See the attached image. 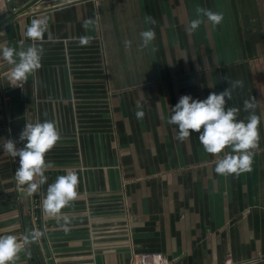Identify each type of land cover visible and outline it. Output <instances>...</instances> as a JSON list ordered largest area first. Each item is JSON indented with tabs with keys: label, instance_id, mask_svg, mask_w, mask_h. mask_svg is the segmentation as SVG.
Here are the masks:
<instances>
[{
	"label": "crops",
	"instance_id": "0c3cea01",
	"mask_svg": "<svg viewBox=\"0 0 264 264\" xmlns=\"http://www.w3.org/2000/svg\"><path fill=\"white\" fill-rule=\"evenodd\" d=\"M26 1L0 0V20ZM196 6L222 12V23L203 18L193 32ZM33 19L49 25L41 68L13 86L0 56V235L22 242L27 228L41 231L43 264H132L139 252L178 264H264V0H68L12 21L19 51L33 43L25 36ZM89 19L96 23L85 29ZM152 27L153 45L140 47ZM7 45L3 27L0 49ZM225 78L244 81L226 104L240 109L237 119L247 120L251 97L260 117L252 170L239 176L217 175L224 153H206L198 133L176 140L178 126L167 122L181 96L206 99L229 88ZM22 116L54 121L62 137L46 155L48 183L33 196L21 194L19 158L2 147ZM69 171L79 178L77 199L62 216H45L48 184ZM23 247L16 264H31Z\"/></svg>",
	"mask_w": 264,
	"mask_h": 264
},
{
	"label": "clouds",
	"instance_id": "9594fccd",
	"mask_svg": "<svg viewBox=\"0 0 264 264\" xmlns=\"http://www.w3.org/2000/svg\"><path fill=\"white\" fill-rule=\"evenodd\" d=\"M206 18L212 25H220L224 19L222 12H214L200 6L195 8V18L190 21V29L195 32ZM95 20L84 23L85 29L94 25ZM145 23L155 25L157 21L151 16L145 18ZM49 31V25L43 19H33L27 28L25 36L33 41L26 50L17 51L11 45L0 49V56L12 65L9 81L13 86H21L29 75L35 74L41 68L44 49L42 42L44 34ZM154 27L140 33L142 48H149L155 40ZM81 46H87L91 37H79ZM39 42V43H38ZM125 47L130 48L132 41L126 40ZM227 79V78H225ZM229 88L220 93L212 92L206 99H193L190 95L180 97L172 108L168 123L178 126V134L174 137L180 142L187 140L192 133H198V139L204 151L212 156H220L215 164V173L220 176H239L252 170L255 149L259 145L260 117L255 114L257 107L255 98L244 101V111L250 112L247 120L237 119L240 109L226 106L232 99V93L237 88L244 87L243 80H229ZM22 87V86H21ZM227 98V99H226ZM137 119H143L144 112H136ZM61 133L54 121L27 122L19 135V142H25L23 147H17V141L6 140L2 144L5 153L13 158H19V167L15 171L17 187L28 196L36 195L42 186L48 183L45 172L53 167L46 155L61 140ZM226 149H231L226 152ZM78 175L69 171L58 176L48 184L46 194L41 198V208L45 216H62V209L69 207L78 197ZM67 224V216L63 217ZM43 233L39 230H26L23 241L14 235H0V264H16L19 254L24 251V245L37 241Z\"/></svg>",
	"mask_w": 264,
	"mask_h": 264
},
{
	"label": "water",
	"instance_id": "95a60500",
	"mask_svg": "<svg viewBox=\"0 0 264 264\" xmlns=\"http://www.w3.org/2000/svg\"><path fill=\"white\" fill-rule=\"evenodd\" d=\"M67 1L68 0H27L23 5L16 8L13 12L9 13L6 17L1 19L0 28L4 27L9 45L16 48L17 51L19 50L16 29L14 23L12 22L17 16L21 15L22 13L26 12L29 9L55 6V5L63 4ZM25 125H26V118L23 116L15 118L10 122L11 139L17 141V145H19V147H23V144L25 143V142H19V135L23 130V128L25 127ZM17 167H19V164ZM21 194L25 195L26 193L22 192ZM27 230H29V228H27ZM29 249L31 255L30 258L31 264H43L42 258L38 254V249L36 248L35 242L29 244Z\"/></svg>",
	"mask_w": 264,
	"mask_h": 264
},
{
	"label": "built area",
	"instance_id": "2783aa9c",
	"mask_svg": "<svg viewBox=\"0 0 264 264\" xmlns=\"http://www.w3.org/2000/svg\"><path fill=\"white\" fill-rule=\"evenodd\" d=\"M132 264H178L161 252H139L133 254ZM223 264H236L231 258H227Z\"/></svg>",
	"mask_w": 264,
	"mask_h": 264
}]
</instances>
